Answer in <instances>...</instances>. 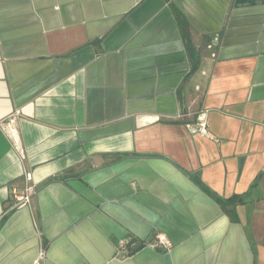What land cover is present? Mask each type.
<instances>
[{
	"label": "crops",
	"instance_id": "0c3cea01",
	"mask_svg": "<svg viewBox=\"0 0 264 264\" xmlns=\"http://www.w3.org/2000/svg\"><path fill=\"white\" fill-rule=\"evenodd\" d=\"M0 264H264V2L0 0Z\"/></svg>",
	"mask_w": 264,
	"mask_h": 264
},
{
	"label": "built area",
	"instance_id": "2783aa9c",
	"mask_svg": "<svg viewBox=\"0 0 264 264\" xmlns=\"http://www.w3.org/2000/svg\"><path fill=\"white\" fill-rule=\"evenodd\" d=\"M195 124V125H194ZM192 125L195 126L196 129L205 132L206 128H205V123L203 119H199L197 120L196 123H194ZM5 126H8V124H6ZM28 179H30V175L27 174L26 175ZM14 198L16 200L15 206L16 207H24L27 206L30 202L31 199V189L30 188H26L25 191L23 192H16L14 191L13 193ZM154 241L155 244H153V246L168 250L171 247V243L170 241L161 233H156L154 235ZM143 245H145V243H143ZM137 246H134V241H132V239L130 237H127L125 239H123L120 243V249L124 252H127V249H134ZM128 253V252H127ZM44 257V249L40 250L39 255H38V259L36 260V263L39 262V260H41Z\"/></svg>",
	"mask_w": 264,
	"mask_h": 264
},
{
	"label": "trees",
	"instance_id": "16d2710c",
	"mask_svg": "<svg viewBox=\"0 0 264 264\" xmlns=\"http://www.w3.org/2000/svg\"><path fill=\"white\" fill-rule=\"evenodd\" d=\"M197 120H198V114H195L194 115V117L191 119V120H186V119H179L178 121L179 122H181V123H184V124H187V125H192V124H194V123H196L197 122ZM204 190H206L205 189V187H203L202 185H201V183L200 182H197ZM207 191V190H206ZM214 198L220 203V204H224V201L221 199V198H219V197H216V196H214ZM235 198V197H234ZM231 200V199H230ZM238 200H241V198L240 197H236V201H238ZM132 241H134L133 239H132ZM143 245V242H140L139 243V245L136 247V248H134V249H127L128 251V253H132L133 251H135V249H137L138 247H140V246H142Z\"/></svg>",
	"mask_w": 264,
	"mask_h": 264
},
{
	"label": "flooded vegetation",
	"instance_id": "af4514ba",
	"mask_svg": "<svg viewBox=\"0 0 264 264\" xmlns=\"http://www.w3.org/2000/svg\"><path fill=\"white\" fill-rule=\"evenodd\" d=\"M260 2H261V3H263V2H264V0H260Z\"/></svg>",
	"mask_w": 264,
	"mask_h": 264
}]
</instances>
